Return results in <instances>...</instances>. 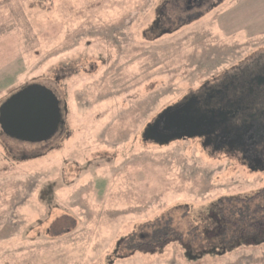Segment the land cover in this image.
I'll return each instance as SVG.
<instances>
[{
  "label": "rangeland",
  "instance_id": "obj_1",
  "mask_svg": "<svg viewBox=\"0 0 264 264\" xmlns=\"http://www.w3.org/2000/svg\"><path fill=\"white\" fill-rule=\"evenodd\" d=\"M186 1L0 0V103L40 84L66 109L45 143L0 137V264H264V242L200 239L216 204L248 216L264 172L198 139L141 141L167 107L264 57V0Z\"/></svg>",
  "mask_w": 264,
  "mask_h": 264
},
{
  "label": "flooded vegetation",
  "instance_id": "obj_2",
  "mask_svg": "<svg viewBox=\"0 0 264 264\" xmlns=\"http://www.w3.org/2000/svg\"><path fill=\"white\" fill-rule=\"evenodd\" d=\"M203 1L189 3L187 0L186 9H191L192 5L198 6ZM157 13L159 16L156 18L159 19L160 14L162 17V12ZM263 76L264 57H260L253 65L235 69L230 76L224 75L213 88L208 89L206 86L200 92L190 94L196 98L191 108L199 113L215 114L216 120L206 135L192 139H198L206 153L229 156L252 173L264 172V84L258 83L259 78ZM55 79L59 82L60 77L56 76ZM54 93L59 100L56 92ZM187 99L190 97H185L174 106ZM59 104L63 110L60 101ZM0 137H7L1 129ZM260 217L264 218L262 215ZM250 241L255 243L254 240L248 242Z\"/></svg>",
  "mask_w": 264,
  "mask_h": 264
},
{
  "label": "water",
  "instance_id": "obj_3",
  "mask_svg": "<svg viewBox=\"0 0 264 264\" xmlns=\"http://www.w3.org/2000/svg\"><path fill=\"white\" fill-rule=\"evenodd\" d=\"M197 0H189V3ZM258 83L264 84V76ZM196 100L190 96L185 102L167 107L146 125L142 132V143L166 146L181 139L201 138L213 128L215 114L193 110ZM59 100L52 90L29 84L18 89L0 104V129L4 136L22 143L41 144L63 130L65 124Z\"/></svg>",
  "mask_w": 264,
  "mask_h": 264
},
{
  "label": "trees",
  "instance_id": "obj_4",
  "mask_svg": "<svg viewBox=\"0 0 264 264\" xmlns=\"http://www.w3.org/2000/svg\"><path fill=\"white\" fill-rule=\"evenodd\" d=\"M181 7V6H180ZM22 88V87H21ZM64 112V111H63ZM249 199V198H246ZM259 203H251L248 205L244 206V210H249V214L248 216H244L245 213L243 212H239V214H242L244 217H241L239 219H236V215H235V209L233 210V208H230V212L229 210H227V208H220L219 205L216 204L215 206V210L216 213L219 214L218 218H216L215 220H213V222H215L216 224V220L219 219L221 224H216L212 229H207V230H202L200 231V239L204 238L205 240H208L210 237L214 238L215 236H218V242H220L222 245L224 244H228L231 243V241L234 240H241L242 238H244V241L248 243L249 240H254L255 243H262L264 242V239L261 238V240H258V237L260 235L261 232H264V227L263 228H256L257 224H262L264 222V218L260 217L261 215L264 216V201L263 199H260L259 201H257ZM261 205H263V207H261ZM242 207V206H241ZM234 213H233V212ZM232 212V213H231ZM234 216L235 220H232L234 223H239V225L242 227H247L249 225H253L252 229H247L242 230V231H238L233 223L231 221V217H229V215ZM259 216V219H258ZM210 219V218H209ZM237 220V221H236ZM255 222V223H254ZM241 223V224H240ZM218 226H221L220 228H218ZM196 229V228H195ZM240 230V229H239ZM194 231V230H193ZM236 233V234H234ZM169 234L168 228H164V226L162 227H157L156 229L153 230V232H151L149 238L148 239V243L149 244H153V243H158L161 242L163 239H166L164 237H166ZM199 234V233H198ZM190 235V233H189ZM187 235L190 239L189 241H193V237ZM151 236H154L151 237ZM173 241H177V242H181L180 240L176 239L175 237H172ZM150 239V241H149ZM199 240V238H198ZM197 241V240H195ZM186 245V242L184 243V246ZM226 248H221V250L225 251ZM153 252H157L158 250L156 248L152 249ZM213 251V249H211Z\"/></svg>",
  "mask_w": 264,
  "mask_h": 264
}]
</instances>
